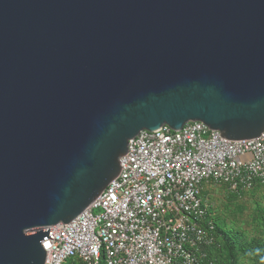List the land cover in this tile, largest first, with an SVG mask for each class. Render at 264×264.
<instances>
[{"label": "water", "instance_id": "obj_1", "mask_svg": "<svg viewBox=\"0 0 264 264\" xmlns=\"http://www.w3.org/2000/svg\"><path fill=\"white\" fill-rule=\"evenodd\" d=\"M264 133V0H0V264H45L129 140Z\"/></svg>", "mask_w": 264, "mask_h": 264}, {"label": "built area", "instance_id": "obj_2", "mask_svg": "<svg viewBox=\"0 0 264 264\" xmlns=\"http://www.w3.org/2000/svg\"><path fill=\"white\" fill-rule=\"evenodd\" d=\"M120 167L77 218L44 229L45 264H217L210 250L221 235L205 185L239 197L264 188V133L232 141L201 121L164 124L130 139Z\"/></svg>", "mask_w": 264, "mask_h": 264}, {"label": "trees", "instance_id": "obj_3", "mask_svg": "<svg viewBox=\"0 0 264 264\" xmlns=\"http://www.w3.org/2000/svg\"><path fill=\"white\" fill-rule=\"evenodd\" d=\"M264 189L257 187L251 194ZM229 201L239 199L238 195H230ZM212 210V209H211ZM225 228L220 226L215 217L216 230L220 237L221 247L210 250V254L217 258V264H264V237L248 236L246 232L235 226H230L223 216ZM256 224L264 233V208L257 207ZM65 264H85L78 259H70Z\"/></svg>", "mask_w": 264, "mask_h": 264}, {"label": "rangeland", "instance_id": "obj_4", "mask_svg": "<svg viewBox=\"0 0 264 264\" xmlns=\"http://www.w3.org/2000/svg\"><path fill=\"white\" fill-rule=\"evenodd\" d=\"M227 190L215 191L214 195L210 197V202L216 213L215 219L217 223L225 228L223 224V216L230 226H235L246 232L248 236H263L259 226L256 224L257 207L261 205L264 208V189L256 192L255 195L248 194L233 202L229 201ZM208 197V194H204V198Z\"/></svg>", "mask_w": 264, "mask_h": 264}, {"label": "crops", "instance_id": "obj_5", "mask_svg": "<svg viewBox=\"0 0 264 264\" xmlns=\"http://www.w3.org/2000/svg\"><path fill=\"white\" fill-rule=\"evenodd\" d=\"M219 189H221V191H225L227 190V187L216 184H206L204 194H208V198H210L212 195H214V192L219 191Z\"/></svg>", "mask_w": 264, "mask_h": 264}]
</instances>
